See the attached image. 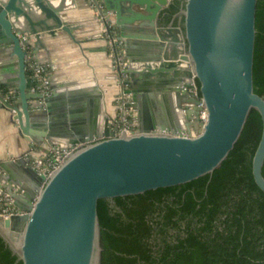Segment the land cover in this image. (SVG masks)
Here are the masks:
<instances>
[{"label": "water", "instance_id": "95a60500", "mask_svg": "<svg viewBox=\"0 0 264 264\" xmlns=\"http://www.w3.org/2000/svg\"><path fill=\"white\" fill-rule=\"evenodd\" d=\"M71 1L0 0V56L10 72V79H0V86L15 93L9 103L0 92V106L11 114L31 149L80 146L47 180L24 157L17 158L15 164L32 182L21 185L19 192H14L15 184L5 186L0 179V186L25 212L0 218V235L23 264H101L99 201L213 175L234 150L254 109L262 117L263 131L253 176L264 192V96L254 90L258 0H185V8L169 24L165 10L172 0H99L101 15L92 22L101 26L103 40L117 38L115 47L122 43L129 63L118 74L135 78L137 73L173 99V113L155 108L159 120L152 122L137 91L129 89L139 126L133 135L120 136L112 131L108 117L103 131L81 135L60 121L63 114L55 117L56 91L49 98L32 92L26 47L37 60L47 38L65 34L80 42L74 32L84 25L65 15L74 6ZM178 18L184 19L183 27L174 26ZM132 49H137L138 59L131 57ZM189 65L208 110L205 125L193 121L200 108L183 107L197 103L187 89ZM132 84L131 78L124 81L128 87Z\"/></svg>", "mask_w": 264, "mask_h": 264}, {"label": "trees", "instance_id": "16d2710c", "mask_svg": "<svg viewBox=\"0 0 264 264\" xmlns=\"http://www.w3.org/2000/svg\"><path fill=\"white\" fill-rule=\"evenodd\" d=\"M185 5L172 0L167 21ZM177 22L183 27V18ZM256 30L254 90L264 96V0H258ZM262 131L254 109L213 175L100 200L101 264H264V192L253 176ZM0 264H23L1 235Z\"/></svg>", "mask_w": 264, "mask_h": 264}, {"label": "crops", "instance_id": "0c3cea01", "mask_svg": "<svg viewBox=\"0 0 264 264\" xmlns=\"http://www.w3.org/2000/svg\"><path fill=\"white\" fill-rule=\"evenodd\" d=\"M67 2L72 4L71 0ZM65 15L71 22L84 25V28L74 32L77 41L80 42L73 41L68 35L60 34L56 38H47L44 41L46 49H41L37 54V60L46 67L52 94L54 91L57 93V99L52 103L56 118L63 114L65 117L60 121L74 126L73 129L81 135L96 131L99 133L103 131L105 117L111 119L116 114L115 98L123 89L137 91L141 105L146 109V115L152 122L159 120L155 108H159L162 114V107L169 109V113L173 111H171L173 105L171 94L165 89L158 91L155 85H151L150 81L147 82L141 75L136 73L135 78L128 75L127 79L131 78L133 81L132 86L124 88L119 84L108 42L100 36L101 26L92 22L96 12L89 0H75L74 6ZM169 22L167 21L166 24ZM173 24L179 26L177 19ZM130 45L133 46V43ZM130 55L138 59L137 49H132ZM133 69L139 71L138 61L133 64ZM182 77L186 79V72H183ZM0 79L4 82L10 79V72L5 68L1 56ZM8 87L1 85L0 89H8ZM27 139L11 122V114L0 106L2 185L31 186L32 182L24 174L22 167L14 162L19 157H24L28 161L29 157L40 150L31 149Z\"/></svg>", "mask_w": 264, "mask_h": 264}, {"label": "built area", "instance_id": "2783aa9c", "mask_svg": "<svg viewBox=\"0 0 264 264\" xmlns=\"http://www.w3.org/2000/svg\"><path fill=\"white\" fill-rule=\"evenodd\" d=\"M92 8L96 12V17L100 16L99 12V0H89ZM106 36L109 38V33L105 31ZM117 38L110 39L108 42L110 48V56L113 62V67L118 74V69L123 71L129 65L125 58L122 43H118ZM29 51L27 57V70L30 73L32 79V92L39 93L43 98H49L52 95L51 83L46 74V67L38 60H36L29 47H26ZM188 92L191 94L193 99H196L197 103H186L184 107L192 109L193 107H198L201 109L199 116H195L193 121L198 119L200 124L205 125L208 121V110L204 104V100L201 96L200 86L193 73L191 66L188 67ZM120 76V75H119ZM128 75L122 74L117 80L119 84L126 88L124 81L127 80ZM182 88H184L182 86ZM128 90L123 89L115 98V108L116 114L109 119V124L112 131L116 136L122 134L133 135L137 132L139 126L138 111L134 106L133 96ZM1 94L4 99L12 103L15 98V93L12 91H7L6 89H0ZM197 134V133H195ZM80 146L71 145L67 149H61L59 146H52L47 149H40L36 151L33 156L29 157V165L35 169L40 175L44 176L46 180L64 163L66 158L74 153ZM20 186H14V192L21 191ZM25 215V212L20 211V209L15 205V200L12 195L3 187L0 186V218L11 219L16 216Z\"/></svg>", "mask_w": 264, "mask_h": 264}]
</instances>
